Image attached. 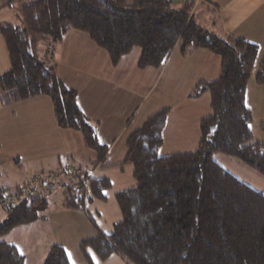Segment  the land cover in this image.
Returning a JSON list of instances; mask_svg holds the SVG:
<instances>
[{
  "label": "trees",
  "instance_id": "1",
  "mask_svg": "<svg viewBox=\"0 0 264 264\" xmlns=\"http://www.w3.org/2000/svg\"><path fill=\"white\" fill-rule=\"evenodd\" d=\"M193 5L171 0H26L17 5L19 24L0 22L9 60V68L0 74L1 103L48 97L58 127L79 132L95 151L94 167L104 160L107 147L77 105L76 90L62 82L50 59L68 30L86 33L112 65L134 47L141 50L139 68H159L176 45L182 54L205 48L220 58V75L199 81L189 93L195 97L207 92L211 108L199 121L194 150L159 153L168 106L149 115L127 138L122 164L132 165L136 185L115 194L121 219L112 231L79 242L84 264H94L91 254L102 260L112 253L129 264H264V194L212 158L214 152L237 157L264 176V141L253 139L245 100L258 46L208 31L195 20ZM254 79L264 84V56ZM71 165L66 161L64 172ZM71 178L78 187L68 185L62 191L63 206L71 210L83 208L84 192L88 203L105 200L111 186L108 178ZM5 190L0 189L1 197ZM10 199L2 207L0 235L38 219L48 207L45 198H33L30 190L16 198L10 193ZM0 264H24V256L13 244L0 241ZM42 264L71 262L64 247L54 244Z\"/></svg>",
  "mask_w": 264,
  "mask_h": 264
},
{
  "label": "crops",
  "instance_id": "2",
  "mask_svg": "<svg viewBox=\"0 0 264 264\" xmlns=\"http://www.w3.org/2000/svg\"><path fill=\"white\" fill-rule=\"evenodd\" d=\"M171 1L174 4L193 2L195 20L218 37L234 36L258 46L252 73L247 82L245 98L246 105L254 116L253 98L251 104L248 103L249 91L251 90L252 97L256 92H261L264 96V84H258L254 79L259 63L264 56V0ZM176 46L159 68L138 67L141 51L139 47L132 48L130 52L120 58L117 64L112 65L106 51L98 47L86 33L76 29L68 30L62 41L53 46L50 59L56 63L58 76L67 87L76 90L77 105L94 125L98 141L107 147L104 160L97 167L93 166V177H110L105 170L108 167L122 171L124 169L122 162L127 151V137L140 128L149 115L166 106L170 107V110L163 128V143L160 148L164 151L161 153L159 149V153L187 152L197 147L200 137L199 121L211 113L209 97L204 96L200 102L197 99L201 97L202 93L199 95L200 97L197 95V98L190 96L189 93L199 81L214 80L220 75V58L205 48L182 54L179 49L176 50ZM41 49L44 51V46ZM161 82H163L162 85H160ZM155 89H158L162 95H167L171 100L166 101L164 97H161L152 103L147 102L148 97ZM0 107L5 111L0 113V121L3 120V123H6L8 119L3 117L4 114L11 115L12 125L20 122L26 123L29 126L28 129L32 132L35 131L33 136L28 137L29 142L23 145L31 144L32 147L37 145L36 141L42 140L44 135H38L36 132L48 128L54 134H61L62 141L70 145L69 148L64 147L63 149L65 156L80 164L93 163L95 160L96 153L89 148H83L85 145L82 137L77 132L58 127L48 97L37 96L7 105L0 101ZM262 114L260 121H264V112ZM118 141H121L120 149L114 153V146ZM14 143L12 141V144ZM165 144L168 145L167 148H163ZM23 145L21 149H24ZM76 145L77 149H82L83 155L76 154L74 150ZM32 157L33 155L30 158ZM108 158L115 160L108 161ZM212 158L231 174L256 190L258 189L249 183L248 179L263 182L256 170L233 156L214 152ZM60 164L56 168H59ZM102 164H104L102 167L104 169H100ZM114 173L113 177H110L112 185L114 181L119 182L118 178L114 179ZM106 201L107 196L105 200H98V203ZM94 203L95 201L92 200L90 205H94L95 210L102 208L99 204L95 205ZM56 211L55 216L58 215L57 217H62L64 214L71 215L69 212L71 209ZM72 211H81L85 214V217L80 216L81 222L78 220L75 223L79 229H77L78 234L65 233L66 239H62L60 237L62 229L56 230V224L62 226V218L58 219L61 221L59 223L43 217V219H36L14 227L8 233L0 236V241L13 244L24 256V264H42L54 244L64 247L71 264L73 262L84 264V259L78 250L79 242L94 237L99 232L110 233L112 230H109L117 221L112 219L110 225L101 226L104 231L101 227H97L96 229L88 228L84 232L85 228L83 227H87L86 219H90L88 206L85 210ZM89 227H91L90 224ZM67 237L73 238L71 248L68 247ZM91 256L94 264H129L124 257L117 253H112L102 260L94 254Z\"/></svg>",
  "mask_w": 264,
  "mask_h": 264
},
{
  "label": "rangeland",
  "instance_id": "3",
  "mask_svg": "<svg viewBox=\"0 0 264 264\" xmlns=\"http://www.w3.org/2000/svg\"><path fill=\"white\" fill-rule=\"evenodd\" d=\"M22 1L26 0H0V22L7 21L13 24H19L20 21L17 16V5ZM178 49L179 47L177 45L176 50ZM8 68L9 60L6 54L4 43L2 41V38L0 37V74L5 72ZM162 84L163 82H161L160 85ZM158 89H155L153 93L150 94L147 102L152 103L155 99H161V97H164L166 101L171 100H169V97L167 95H162ZM202 94L200 95L201 97L198 95L200 98L197 99V101L201 102L204 96L209 97V94L207 92H203ZM252 98V101L255 105V113L253 116L252 111L250 110L252 115L250 130L252 132L254 140L264 141V132L261 129V124L264 123V121L259 120L263 115L262 112H264V96L261 92H256L255 96L252 97V92L250 90L248 95V103L251 104ZM1 112L5 111H3V109H1L0 107V113ZM8 113L10 114L9 111ZM3 117H7L8 121L6 123H3V120L0 121V189L3 188L6 189L5 191H8L5 192L2 197L0 196V221L5 217V212L3 211L2 207L6 206L10 201H12L11 199L9 200V194H14L16 198L18 195H25L26 192L30 190V194L33 198L43 197L48 202V207L44 210H41L40 214L42 215H40L38 219L47 217L55 222L58 221L59 218H62L63 222L58 221L59 223L61 222L62 226L60 227V224H56V230L62 229L60 236L62 239H66V236H64L65 233L69 235L78 234V226L76 227L75 223L78 222V220H80L82 216L85 217L84 213H82L81 211L71 210L69 211L71 215L64 214L62 215V217H57L58 215L55 216V212H57L56 210L62 211L63 209H67L63 206L62 191H68V185H71L74 189L78 187L77 181L73 178L70 179V177L73 174L83 177V175L85 174L89 178H92L94 171L93 164L76 163V161L72 160V158L65 156L63 153V149L64 147L69 148L70 145H68L65 141H62L61 134H54V132L48 128L36 132L38 135H44L42 140L36 141L38 143L37 145H35L34 147H32L31 144H28V147L26 145H23L24 143L26 144V142H29L28 137L33 136V133L35 131L32 132L30 129H28L29 126L26 123L20 122L12 125L10 122V118H12L11 115L4 114ZM77 133L82 137L79 132ZM12 141H14L15 143L12 144ZM82 141L84 143L83 138ZM120 142L121 141H118V143H116V145L114 146V153L118 152V150L120 149ZM22 145L24 149H21ZM85 146L83 148H88ZM167 146L168 145L165 144L163 145V148H167ZM74 150L76 154L80 156L84 153L82 149H77V145L74 146ZM163 151V149H160L161 153ZM32 155L33 157L30 158ZM113 159L114 158H108V161H112ZM65 160H67V163H70V165L72 162H74V164H72L68 169V173L64 172L63 168L66 165ZM59 163H61L60 167L56 168ZM104 164L100 166V169H104L102 168L104 167ZM122 166H124V169L122 171L109 169V167L105 169L107 170L106 173L110 177H113V173L115 172L114 179L115 177L118 178L119 182L114 181L113 185L111 183L110 188L105 191V194L107 196V201L105 203H98V199H93L95 201V205L99 204L100 206H102L100 210H95L94 205H90L91 201L89 203L87 202L86 196H88V194L84 192V206L82 209H78L85 210L88 206V209L90 211V219L86 216L88 219H86L87 227H83L85 228L84 232L86 231V229L88 230V228L96 229L97 227L101 226L106 227L111 224L110 221L112 219H116V221H119L121 219V213L115 200V194L119 191L132 188L136 185V181L133 178L132 174V165L130 163H125L122 164ZM228 167H230V165H228ZM258 174L264 182V176H262L260 173ZM110 177L106 178L111 181ZM248 177L251 178L250 175H248ZM248 181L249 183L254 185V187H256L258 191L264 194L263 182L255 179H248ZM89 224L91 227H89ZM102 227L101 229L104 231V228ZM111 230L112 228L109 231ZM18 238H21V236H18ZM67 239L69 245L68 247L71 248L73 245V238L67 237ZM2 242L6 241L2 240ZM73 264H75V262H73Z\"/></svg>",
  "mask_w": 264,
  "mask_h": 264
}]
</instances>
